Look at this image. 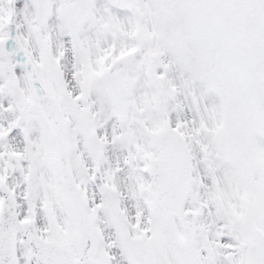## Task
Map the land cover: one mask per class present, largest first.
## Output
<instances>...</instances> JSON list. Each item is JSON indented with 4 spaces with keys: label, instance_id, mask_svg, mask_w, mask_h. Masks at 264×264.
<instances>
[{
    "label": "snow or ice",
    "instance_id": "6c2138e0",
    "mask_svg": "<svg viewBox=\"0 0 264 264\" xmlns=\"http://www.w3.org/2000/svg\"><path fill=\"white\" fill-rule=\"evenodd\" d=\"M0 264H264V0H0Z\"/></svg>",
    "mask_w": 264,
    "mask_h": 264
}]
</instances>
